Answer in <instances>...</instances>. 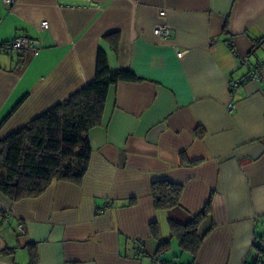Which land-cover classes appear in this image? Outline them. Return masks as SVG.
I'll return each instance as SVG.
<instances>
[{
    "label": "crops",
    "instance_id": "0c3cea01",
    "mask_svg": "<svg viewBox=\"0 0 264 264\" xmlns=\"http://www.w3.org/2000/svg\"><path fill=\"white\" fill-rule=\"evenodd\" d=\"M161 23L165 38L153 33ZM20 35L29 49L0 52V138L92 81L100 49L137 80L108 89L79 185L54 181L17 202L0 192V264H29L30 245L36 264H254L264 254V0H0V41ZM244 54L259 78L231 95ZM156 181L182 185L177 207L155 208ZM208 201L192 255L167 220L186 222Z\"/></svg>",
    "mask_w": 264,
    "mask_h": 264
},
{
    "label": "trees",
    "instance_id": "16d2710c",
    "mask_svg": "<svg viewBox=\"0 0 264 264\" xmlns=\"http://www.w3.org/2000/svg\"><path fill=\"white\" fill-rule=\"evenodd\" d=\"M115 38L110 42L114 44ZM103 50L96 53L95 76L66 100L54 104L7 136L0 138V192L10 201L36 198L54 181L79 185L87 172L91 154L89 131L103 121L108 89L121 81H135L137 77L127 69L111 70ZM156 209L170 210L179 205L182 185L156 181L151 185ZM210 201L186 220L168 219L170 233L183 251L195 255L203 236L200 224L210 215ZM3 216V213L0 212ZM157 236L158 225H151ZM169 242H160L159 253L168 249ZM35 246H29L31 261L36 264ZM264 264V254H260ZM254 264H258L256 261Z\"/></svg>",
    "mask_w": 264,
    "mask_h": 264
},
{
    "label": "built area",
    "instance_id": "2783aa9c",
    "mask_svg": "<svg viewBox=\"0 0 264 264\" xmlns=\"http://www.w3.org/2000/svg\"><path fill=\"white\" fill-rule=\"evenodd\" d=\"M12 0H4V3H10ZM165 15V10L164 9H159L158 11V16L163 17ZM47 22L46 21H42L41 22V27L42 28H46L47 27ZM168 25L165 23H161L157 26L154 27L153 29V33L155 35H158L162 38H165L169 35V27H167ZM228 45L231 46L232 43L228 42ZM31 46L29 45V41L27 40V38L22 37L20 35V37H16L12 40L9 41H0V52H4V53H12V52H22L25 49H29ZM249 54H244L241 55L239 57V62L241 65H245L246 66V71H244L243 75H240L239 77H234L230 80V94L233 95L235 93L236 90H238L241 87V84L252 80V79H258L259 78V68H260V64H251L249 62ZM229 109L233 107V104L228 105ZM17 230L19 231V233H24L25 228L23 227V225L21 223H18L16 226ZM142 243L141 242H136L134 247V251L139 254L143 252V247H142ZM159 256H152L150 259H152L155 264H167L166 262H163V260H161L160 258H158ZM258 264L262 263V257L258 256L255 260ZM247 264V263H245Z\"/></svg>",
    "mask_w": 264,
    "mask_h": 264
}]
</instances>
